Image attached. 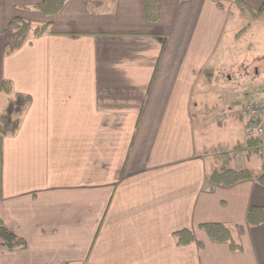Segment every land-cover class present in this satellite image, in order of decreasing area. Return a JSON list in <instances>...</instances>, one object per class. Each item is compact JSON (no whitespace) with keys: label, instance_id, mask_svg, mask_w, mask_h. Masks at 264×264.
Returning <instances> with one entry per match:
<instances>
[{"label":"crops","instance_id":"0c3cea01","mask_svg":"<svg viewBox=\"0 0 264 264\" xmlns=\"http://www.w3.org/2000/svg\"><path fill=\"white\" fill-rule=\"evenodd\" d=\"M96 1L46 16L44 0H0V112L5 82L31 98L17 134H0V223L24 241L0 243V264H264V223L248 224L264 187L209 182L237 170L241 157L220 154L246 143L243 96L226 90L208 108L203 94L225 50L245 41L232 23L251 14L234 0H158L153 22L144 0ZM15 20L49 27L6 55ZM212 109L225 138L209 143ZM209 223L230 227L242 250L213 242ZM183 230L193 244H177Z\"/></svg>","mask_w":264,"mask_h":264},{"label":"trees","instance_id":"16d2710c","mask_svg":"<svg viewBox=\"0 0 264 264\" xmlns=\"http://www.w3.org/2000/svg\"><path fill=\"white\" fill-rule=\"evenodd\" d=\"M67 0H44V2L38 5L44 15L51 16L57 14L63 7ZM220 4L221 0H214ZM92 8H97L100 4L96 0H88ZM236 7L241 12H248L255 18L264 19V4L258 11H252L243 0H234ZM146 7L147 18L150 21L156 22L160 18V8L158 0H144ZM48 25L41 27H34L30 23L15 20L11 24V29L16 33L15 40L12 45H7L4 49L6 55H11L17 50L21 49L31 37H40L48 31ZM246 29H243L239 34L242 35ZM212 70H206L205 73L209 76L212 75ZM4 91L10 95L5 108L0 112V134L3 137L15 136L21 126L24 114L31 104V98L22 94H12V89L9 83L3 84ZM256 142H249L250 145H254ZM221 150V149H220ZM255 180L262 187H264V165L260 174H255L251 170H235L223 167L220 170H216L209 177L211 189L215 186L232 187L236 184ZM264 223V209L260 207H254L248 214V224L250 226H259ZM201 229L206 231L208 236L213 242L216 243H228L233 251H241L242 247L236 243L233 232L230 227L218 223H209L201 225ZM177 244L179 246H188L193 244L196 240L194 234L190 230H183L174 234ZM0 243L5 245L8 249L12 250L24 245V241L12 235L4 226L0 223Z\"/></svg>","mask_w":264,"mask_h":264},{"label":"rangeland","instance_id":"374dc122","mask_svg":"<svg viewBox=\"0 0 264 264\" xmlns=\"http://www.w3.org/2000/svg\"><path fill=\"white\" fill-rule=\"evenodd\" d=\"M231 28L235 35H238L244 28H247L248 32L242 36L245 41L240 45L234 43V49L225 50L228 52L225 57L223 56L224 61H220V66L219 64L214 66V80L211 84L207 83L209 92L207 88L203 90L204 103L208 108L215 107L226 90L227 94L229 93L228 100H231L233 95H241L247 100L264 98V19L247 14L244 17L235 18ZM239 36L241 35L239 34ZM220 57H222V53L219 55ZM256 69H259V72L262 71L258 77L253 76ZM224 75L228 79L232 78L231 82L227 83L224 78L222 79ZM232 82L233 85L229 86L228 84H232ZM244 83L250 84V86H243ZM216 114V109L208 111V119L212 123L207 133L204 134H206L205 138L209 143L225 138V134L221 135L223 132L215 119ZM241 138L242 134L239 131L238 139ZM263 164L264 157L253 156L251 159L241 158L232 167L237 170L249 169L255 174H260Z\"/></svg>","mask_w":264,"mask_h":264},{"label":"built area","instance_id":"2783aa9c","mask_svg":"<svg viewBox=\"0 0 264 264\" xmlns=\"http://www.w3.org/2000/svg\"><path fill=\"white\" fill-rule=\"evenodd\" d=\"M239 105L238 114L244 120L245 137L256 143L250 146L248 143L240 148L221 154L224 160L229 157L251 158L252 156H264V99H251L236 101ZM223 118H219L222 120Z\"/></svg>","mask_w":264,"mask_h":264}]
</instances>
